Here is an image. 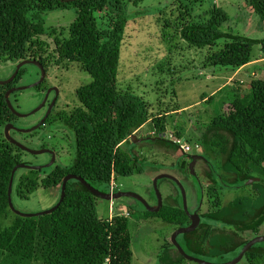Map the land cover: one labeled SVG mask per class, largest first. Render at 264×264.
<instances>
[{
    "label": "trees",
    "instance_id": "1",
    "mask_svg": "<svg viewBox=\"0 0 264 264\" xmlns=\"http://www.w3.org/2000/svg\"><path fill=\"white\" fill-rule=\"evenodd\" d=\"M139 1L0 0V62L15 63L29 58L40 63L44 70L50 65L69 67L73 64L90 77L76 90L84 121L77 119L74 160L68 169L57 166L43 175V167L41 170H14L9 195L12 208L21 214L34 215L22 216L8 206L7 186L12 169L19 164L30 163L22 162L20 148L10 144L1 134L0 264H131L129 213L118 212L111 218H99L95 211L98 198L81 183L68 181L62 201L48 214L23 213L14 207L13 197L26 200L39 188L53 195L59 194L62 178L69 171L101 192H109L113 181L112 193H115L116 176H130L150 169L135 147L139 141L148 140L170 128L167 121L170 111L159 110L158 103L159 107L155 108L128 89L123 91L117 79L120 47L131 14L139 17L159 10L127 11V4L136 6ZM245 1L264 22V0ZM187 2L183 6L181 2L171 6L168 21L161 23L160 18L156 21L161 28L172 30L174 37L189 48L207 47L211 51L223 39L219 50L205 57L204 66L232 70L245 66L254 58L253 46H258L259 59H263L260 64L264 63V37L251 39L223 32L221 27L229 18L222 9L211 4L194 16L192 9L200 0ZM56 10L75 13L74 20L59 31L52 26L45 27L43 19L45 13ZM166 63L162 62L160 70ZM22 72L19 69L17 76ZM234 83L233 87L225 84L229 87L224 100L226 111L212 119V129H206L202 139L213 138V143L221 145L225 169L236 171L243 181L256 177L260 182L248 183V186L252 185L250 195L234 198L223 206L218 204V197L214 198L211 211L204 216L206 225L195 241L196 251L203 255H225V248L234 243V238L247 230L255 234L264 223V77H253L251 73L247 90L240 88L244 81ZM7 86H0V126L13 124L20 118L7 107L4 99ZM152 111L155 112L151 114ZM145 125L148 131H154L153 135L142 132ZM169 135L166 137L172 140L174 133L171 137ZM176 135L179 137L178 133ZM131 136L136 139L134 147L131 146ZM171 145L177 148L179 144ZM19 170L26 172L18 173ZM142 207L145 215L158 217L167 224H186L184 213L177 208L163 205L158 212L150 213ZM212 223L226 226L228 230L217 232ZM186 249L184 246L185 252ZM157 257L159 264H180L182 261L180 254L167 241L161 245ZM244 257L248 264H263L264 247L257 244ZM107 258L108 262L105 261Z\"/></svg>",
    "mask_w": 264,
    "mask_h": 264
},
{
    "label": "rangeland",
    "instance_id": "2",
    "mask_svg": "<svg viewBox=\"0 0 264 264\" xmlns=\"http://www.w3.org/2000/svg\"><path fill=\"white\" fill-rule=\"evenodd\" d=\"M187 1L140 0L136 6L132 3L126 5V9L129 12L135 9L154 10L158 8L159 10L139 17L133 16V13L131 14L132 17L127 22L125 35L120 47V64L117 75L118 83L120 82L123 91L127 92L128 89L129 92L142 98L144 102L153 105L155 108L159 107L158 103L160 105L159 110L164 111L166 109L170 111L167 120L168 123L170 122V128H166L167 131L161 132L163 134L160 135L167 136L174 133L172 137L180 140L179 145H176L183 152L188 150L185 149V145H191L195 149L194 146L197 139L194 132H204L209 127L212 129V119L220 112L226 111L227 105L224 104V100L229 93V87H226V85L233 87L236 83L234 81H244L245 84L240 88L247 90L251 73L253 77H264V63L260 64V61L263 59H259L260 52L258 46H253L252 54L254 58L245 66L233 70L232 68L225 67H208L204 66L205 57L211 52L218 51L222 46L223 39L219 40L218 44L211 51L207 47L202 49L189 48L182 40H177L174 37L172 30L161 28L162 26L156 21L157 18H160V22L164 23V20H167V17L170 16L169 11L171 6L177 5V2L178 5L182 3L181 5L183 6V4L189 3ZM211 4H215L217 8L222 9L229 18V21L221 27L223 32L242 35L251 39H262L264 37V22L250 10L245 0H200L193 7L192 15L198 16ZM167 5L168 7L165 9L164 7ZM162 9H164L163 12L160 11ZM74 18L75 13L72 10H56L43 15L45 27L52 26L58 31L61 28L65 29ZM50 49L51 46L49 47ZM166 61L167 63L160 70L162 62ZM15 66L16 63L11 61L0 62V81L11 77ZM68 66V71L62 72L56 67L54 68L53 65H50L46 70L47 81L54 82L55 80L61 79L63 81L67 79L69 85L66 88L74 90L79 85L90 80V77L80 70L78 66L73 64ZM21 69L25 73L22 78L17 80L19 87L32 85L38 80L39 69L34 64H23ZM46 85V83L43 84V88ZM222 87L224 88L221 89ZM41 97L42 93L31 87L10 95L11 104L17 107L19 113L26 114L17 119V125L20 129H27L39 120L42 112H31L38 107ZM154 112L152 111L151 114ZM148 130V126L145 125L142 132H152ZM3 131L4 126H0V137L1 134L3 135ZM176 133H178L179 137H177ZM56 134L53 128L46 127L37 130L33 134V137L17 132L11 136L21 145L31 150H38L42 144L38 140H44V142L49 143V145H46L50 146L56 140L59 141L58 134ZM138 138L141 139L140 136ZM135 145V143H131V146L134 147ZM61 146L63 147L62 142ZM152 146L148 142H140L135 147L136 152L145 158V162L149 167L153 166V163H157L156 161H163V157L153 156L158 146ZM67 148L68 146L64 145V150L60 151L55 159V165H67L73 160L74 152L64 159L63 153ZM21 153V161L30 163V166H40L50 159L47 153L38 155L24 151ZM61 157L63 158L60 159ZM164 160V165L167 166L170 161L168 158ZM157 166L160 167L158 163ZM49 169L50 167L44 168V172L41 175L48 173ZM25 172V170L18 171V173ZM154 177L152 171H144L139 174L134 173L130 176L118 175L114 179L115 192L117 190L133 192L142 197L148 205L153 206L155 201L154 194L153 190L150 191L149 189L152 188ZM257 179L254 178L252 182H255ZM256 182H260V179ZM163 183H159L157 188L164 201L166 184ZM225 186L227 185H222V187L218 188V199L220 200L218 204L221 206L234 198L251 194L252 185L235 186V188H226ZM59 195L60 193L53 195L39 188L26 200L14 196L13 204L17 210L23 213H39L49 210ZM95 211L97 216L103 219L111 218L118 212L121 214L129 213L127 221L130 234V250L132 253L131 264H159L157 256L161 245L170 239L176 230L175 225L167 224L158 217L145 215L141 203L129 197H121L111 202L98 198L95 200ZM212 225L215 228H220L221 231L227 228L217 223H212ZM262 225L261 231L264 232V223ZM248 234L244 233L242 238L247 239ZM178 242L181 246L183 245L180 236L178 237ZM261 245L264 247V242ZM186 253L207 262L223 263L235 258L238 251L234 250L222 256L203 255L200 251L191 249H186ZM181 260L180 264H196L183 257ZM238 264H248V262L243 257Z\"/></svg>",
    "mask_w": 264,
    "mask_h": 264
},
{
    "label": "flooded vegetation",
    "instance_id": "3",
    "mask_svg": "<svg viewBox=\"0 0 264 264\" xmlns=\"http://www.w3.org/2000/svg\"><path fill=\"white\" fill-rule=\"evenodd\" d=\"M23 60L33 61L34 59L25 58ZM20 61L22 60L15 62L16 65ZM21 67L19 69H21ZM49 67L50 66H48L45 69V76L43 77V80L38 85L31 87V88H35V90L42 93L40 104L38 105V107H36V109L38 110L35 109L36 111L42 112L39 120L37 121V123H34L31 127L27 129H20V127L17 125V119H18L17 118L14 121V123L11 124L14 128L9 130V135L11 136L15 132L23 133L20 130H30L31 128H34L36 126H37L36 130H32V132L37 131L41 128L44 129L46 127L53 128L58 134L56 135L59 141L56 140L53 145L48 146L49 143H46L44 142V140L41 139L38 140L42 143L41 147H39L38 150H43L44 151L43 153H47L50 156V159H48L45 163L40 165L38 169L41 170L42 167H43L42 169L50 167L49 170L52 171V169L54 170L55 167L60 166L67 170L70 163L74 160V158L67 165H61V164L55 165L54 162L59 152L64 150V145L68 146V148L65 149V152L64 153L62 152L64 155V159L69 157L70 154H73L74 139L76 135V129L78 128L77 119H80V121L83 122L84 112L80 110L81 104L79 103L78 97L76 95L77 88L74 90L72 88H66V86L69 85L67 79H64L63 81H61V79L57 81L55 80L54 82L47 81L46 70ZM53 67L54 68L56 67L62 72H66L69 69V67L66 66L59 67L53 65ZM19 69L15 77L8 84L0 85V86L9 85L4 89V99H5V93L8 90L13 88L16 89L19 88L17 80L22 78V76L25 73L23 71L21 75H19L18 77L17 75L19 74ZM17 77L18 79L15 80ZM39 77H40V72H39ZM45 83L47 85L43 88V84ZM18 91L21 90L18 89L9 94L8 96L9 101H10L9 98L10 95H13L15 92ZM11 106L16 112H18L16 106H13L12 104ZM9 111L12 112L10 109ZM31 113H33V111ZM32 132L28 131L23 134H27V136L33 137ZM204 132L203 131L199 133L194 132L195 137L197 139V142L195 143L194 146L195 149H193L191 145H189L190 148H188V150H186L185 152L181 151L178 146L177 148H175V146L171 147L172 146L171 144H174L172 141L173 138L172 140H170L165 135H160L163 133H160L157 136L149 137V140L145 139L144 141H139L137 143L140 144V142H148L149 144L153 145L152 147L158 146V148H156V150L154 151L153 156L156 157L157 155L163 157L162 159L163 161H156L158 165H160V167L157 166V163H153V166H151L150 169H148V171H152L154 176L159 174H167L176 180L174 181L171 179L162 178L159 179L156 183L157 186L161 182L162 183L164 182L166 184L165 186L166 195L164 197V201L161 198L162 206L167 205L168 207L171 208H177L181 210L184 213V216L186 217V224L176 226V229L180 227H187L190 225V220L187 216V213H189V215L195 213L199 218V222L193 231L186 234H179L178 236H176L177 242H178V237L179 236L181 237V241L183 245L181 246L179 242L178 244L181 246L182 249L185 246V248L187 249L196 250L195 241L198 239L197 236L200 234V231L203 230L204 225H206L204 216L211 211L210 207L213 206L212 204L215 202L214 198L218 197V188H220V186L222 187V185L223 186L227 185L225 186L226 188H235V186L242 187V184L248 185V182L249 183L251 182V179H246L245 181H243V179L239 175H237L236 171H231L224 168L225 155H223V153L220 150L222 148L221 145H219V143L218 144L213 143L214 142L213 138L207 141H203L202 134ZM180 138L182 139V137ZM169 140L170 143L168 142ZM155 141L159 144L155 143ZM182 141L185 140L182 139ZM61 142L63 143V147L61 146ZM20 150L28 153L25 150L22 149ZM62 158L63 157H61L60 159ZM165 158H168L170 161V163H168L167 166L164 165ZM24 165L30 166L29 164H24ZM67 174H72V173L69 171L65 175ZM71 180L78 182L77 180L74 179ZM149 190L152 191L151 188ZM154 199H155L154 205H156L155 195H154ZM183 204H185L186 211L183 209L184 208ZM262 227L263 225L261 224L259 226L258 232L255 234L247 230L242 234H240V237L238 236L234 238V243L231 246H227L225 248L226 253L234 250L239 252V250L243 246L244 241L253 239L256 236H264V232L261 231ZM231 228L235 229L234 226H232ZM219 230L220 228H217V232ZM225 230L227 231L228 227ZM244 233L246 234L249 233L247 239L242 238V235ZM166 241L170 243V239ZM261 243L262 242L255 243L251 248L255 249L257 247V244H261Z\"/></svg>",
    "mask_w": 264,
    "mask_h": 264
},
{
    "label": "water",
    "instance_id": "4",
    "mask_svg": "<svg viewBox=\"0 0 264 264\" xmlns=\"http://www.w3.org/2000/svg\"><path fill=\"white\" fill-rule=\"evenodd\" d=\"M34 64L38 69H39V72H40V77L39 79L33 83L32 85H29V86H23V87H19L18 89L19 90H23L25 88H28V87H34L36 85H38L42 80H43V77L45 76V70L43 69V67L41 66L40 63H38L37 61L33 60V61H29V60H22L20 61L17 65H16V68L13 72V74L11 75V77H9L7 80H4V81H0V85L1 84H8L14 77L15 75L17 74V71L18 69L23 65V64ZM16 88H13V89H10L8 90L6 93H5V100H6V104L8 106V108L12 111L13 114H15L16 116L18 117H22V114H19L18 112H16L13 107L11 106V103L8 99V96L11 92L15 91V90H18ZM38 110V109H36ZM34 110L33 113L36 111ZM14 127L11 125V124H6L4 126V131H3V135H4V139L6 141H8L10 144H13L15 145L16 147L22 149V150H25L31 154H41L43 153L44 151L43 150H31L29 148H27L26 146H23L21 145L19 142H17L15 139H13L10 135H9V130L10 129H13ZM32 128L30 130H20L21 132L23 133H26L28 131H31ZM131 140L133 143L136 142V139H135V136H131ZM149 140V139H148ZM48 166V165H46ZM16 168H26V169H38L39 166H28V165H24V164H19L17 165V167L15 166V168L12 169L11 171V175H10V178H9V181H8V186H7V202H8V206L10 207V209L17 213V214H20L22 216H31V215H34V214H21L19 213L18 211L14 210L12 208V205H11V201H10V187H11V182H12V176H13V173H14V170ZM162 178H167V179H171V180H174L176 181L173 177L167 175V174H160V175H156L153 180H152V188L154 190V193L156 195V205H153V206H150L147 204V202L142 198L140 197L139 195L133 193V192H130V191H127V190H119V191H116L115 193H109V192H101L95 188H93L89 183H87L83 178H81L80 176H77V175H73V174H67L65 175L63 178H62V182H61V189H60V197H59V200L57 202L56 205H54L51 209L49 210H46L44 212H41L39 214H48L50 212H52L53 210H55L57 208V206L60 204V202L62 201L63 199V196H64V188H65V184L71 180V179H74V180H77L79 183H81L92 195L96 196L97 198L99 199H103V200H106V201H112V200H117L121 197H129V198H132V199H135L136 201H139L145 208L146 211L150 212V213H156L158 212L161 207H162V202H161V196L159 194V191H158V188H157V181L159 179H162ZM257 179V178H256ZM254 180V178L252 179ZM251 180V182H252ZM259 179L255 180V181H258ZM249 183V182H248ZM184 206V210L186 211V207H185V204H183ZM187 213V212H186ZM187 216L190 220V225L187 226V227H180V228H177L174 233L171 235L170 237V243L172 244V246L177 250V252L180 254L181 257H183L184 259L188 260V261H192L196 264H238L242 258L244 257L245 253L250 250V248L255 244V243H258V242H264V236H256L255 238L253 239H250L248 240L245 244H243L242 248L239 250L238 254L236 255L235 258L227 261V262H223V263H211V262H207L205 260H202V259H199V258H196V257H193V256H190L188 254H186L184 252V250L181 248V246L178 244V242L176 241V236H178L179 234H186V233H189L191 231L194 230V228L197 226L198 222H199V218L198 216L193 213L191 215H189V213H187Z\"/></svg>",
    "mask_w": 264,
    "mask_h": 264
},
{
    "label": "built area",
    "instance_id": "5",
    "mask_svg": "<svg viewBox=\"0 0 264 264\" xmlns=\"http://www.w3.org/2000/svg\"><path fill=\"white\" fill-rule=\"evenodd\" d=\"M151 134H153V133H151ZM169 137H171V135H169ZM175 142H179V141L178 140H175ZM112 187H113V181H111V183H110L109 193H112V189H113ZM106 262H108V258L106 259Z\"/></svg>",
    "mask_w": 264,
    "mask_h": 264
},
{
    "label": "clouds",
    "instance_id": "6",
    "mask_svg": "<svg viewBox=\"0 0 264 264\" xmlns=\"http://www.w3.org/2000/svg\"><path fill=\"white\" fill-rule=\"evenodd\" d=\"M153 132H154V131L150 132V135H153V134H154ZM151 133H153V134H151ZM173 139H174V138H173ZM175 140H177V139H174V140H173V143H174V144H177V143L179 144V143H180V140H178L179 142H175ZM178 147H179V146H178ZM188 148H189V146L185 145V149H188ZM182 150H183V148H182ZM237 254H238V253H237ZM105 261H106V259H105Z\"/></svg>",
    "mask_w": 264,
    "mask_h": 264
}]
</instances>
